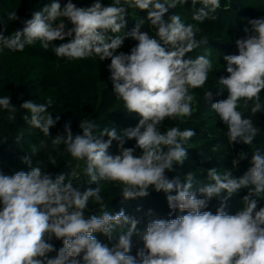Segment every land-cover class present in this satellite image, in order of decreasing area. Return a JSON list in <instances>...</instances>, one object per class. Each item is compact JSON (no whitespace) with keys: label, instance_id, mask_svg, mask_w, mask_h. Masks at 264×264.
<instances>
[{"label":"clouds","instance_id":"1","mask_svg":"<svg viewBox=\"0 0 264 264\" xmlns=\"http://www.w3.org/2000/svg\"><path fill=\"white\" fill-rule=\"evenodd\" d=\"M188 0H111L102 5L100 0L87 8L77 7L72 0L61 7L58 0L34 11L23 21L22 29L5 36L0 31V52L5 49L22 52L26 46L41 44L58 58L84 60L98 56L100 61L110 59L109 79L113 91L129 113L140 117L135 127L117 130L115 126L100 125L83 119L73 134L71 121L57 133L51 144L64 150L77 162L83 161V173L95 188L81 191L80 164L71 161L69 171L55 176L45 170L41 162L32 166L30 156L22 157L29 171L8 175L0 170V264H264V149L252 147L261 128L251 117L264 112L261 93L264 92V17L248 21L246 35L235 41L238 54L223 55L229 74L220 77L219 84L226 88L227 98L210 103L212 110L226 126L225 136L232 147L236 144L251 148V156L240 152L231 161L232 169L222 173L217 167L207 170L206 182L194 188L192 172L169 179L166 172L175 165H183L188 158L185 147L197 133L178 126L161 131L164 121L184 120L193 115V90L202 88L208 81L213 62L205 55L185 59L206 39H197L201 29L193 23L185 24L179 14L165 20L169 8L184 5ZM201 7L197 8L196 5ZM192 17L196 22L217 19L220 0H191ZM146 11L124 36L114 35L126 27L129 8ZM65 24L54 27L59 18ZM16 11L8 13V20H18ZM156 28L153 38L141 31L145 22ZM111 33L112 35H109ZM68 42L54 45L52 42ZM126 38L138 43L129 53L119 52ZM211 90L204 92V100L211 101ZM48 97L44 103L23 102L19 108L11 103L10 96L0 97V109L6 110L7 120L13 123L21 109L31 113L24 119L47 137L60 116L54 117L48 109L53 106ZM23 132L17 137L22 138ZM108 139L105 140L104 137ZM3 137V143L7 142ZM134 140V147H124ZM118 141V154L109 149ZM40 143H44L41 141ZM214 145L212 152H218ZM141 150L135 155L136 149ZM37 153L36 146L32 155ZM203 160L212 157L200 153ZM249 160L250 167L240 176L233 175L241 161ZM47 163L55 166L52 156ZM101 182L122 185L123 200L147 197L149 189L166 194L169 216L155 218L152 210L147 216L144 230L140 220L126 215L124 209L113 213L108 210L101 195ZM242 189L247 190L235 214L226 211L227 201ZM175 194H172V193ZM213 198L220 201L215 214L205 210ZM99 204L101 213H92L89 201ZM86 210L89 215H85ZM104 235L108 243L94 235ZM142 238L143 246L132 255V237ZM62 241L56 249L53 240ZM56 253L53 257L51 254Z\"/></svg>","mask_w":264,"mask_h":264},{"label":"trees","instance_id":"2","mask_svg":"<svg viewBox=\"0 0 264 264\" xmlns=\"http://www.w3.org/2000/svg\"><path fill=\"white\" fill-rule=\"evenodd\" d=\"M52 0H0V31L5 36L10 35L13 31L22 29L23 21L30 19L34 11L41 10L44 6L50 4ZM63 7L68 0H58ZM96 0H72L77 7H90ZM111 0H100L102 5H108ZM221 8L215 13L217 19L205 20L203 23L193 21L191 0L184 5H177L175 8H169L165 14L167 21L171 15L179 14L182 22L185 24H196L201 31L197 33V39H206L207 44H202L193 52L186 53L185 59H194L198 55H205L213 62V69L209 73L208 81L202 88L193 90L195 103L193 104V115L184 120H165L161 131L169 127L178 126L181 130L191 128L197 135L194 136L185 147L188 148V158L183 165H175L174 171L166 172L169 179L179 177L183 181L187 172L191 171L194 180V188L200 183L206 182L207 170L217 167L218 172L225 169H232V159L237 157L240 152H247L249 159L251 148L247 145L236 144L233 147L228 144L225 132L226 126L219 120L218 115L212 110L210 103H214L227 98V90L219 84L220 77H227L223 55L238 54L235 41L246 35L245 27H250L248 21L264 17V0H220ZM201 7L200 4L196 5ZM16 11L18 20L9 21L8 13ZM126 15V27L121 32L114 35L124 36L125 32L130 31L139 19H145L146 11L137 8H129ZM66 25V31L71 24L66 18H59L55 26L60 24ZM141 31H148L149 35L157 38L155 35L156 28L149 22H145ZM109 35H112L109 33ZM69 38L64 41H54V45L68 42ZM138 42L131 38H126L123 46L117 50L119 52L129 53L130 49ZM110 59L100 61L98 56H93L84 60H67L58 58L49 49L43 50L41 44L26 46L22 52H12L5 49L0 52V97L10 96L11 103L17 108L25 102L32 101L35 103H44L48 97L54 101L53 106L48 111L54 116H60L59 122L55 127L50 129L52 135L45 137L39 129L29 124L31 113L21 109L17 112V119L10 123L7 120V111L0 109V170L5 174L11 175L17 171H29V166L22 163V157L30 156L32 166H37L41 162L46 171L55 174L61 171H69L66 165L71 161L75 166L80 164L78 169L79 176L76 183L81 181V191L87 188H95L96 185L89 184L88 177L84 175V162H77L72 159L70 154L64 150V145L58 148L51 144L52 139L57 133L63 131L66 122L71 121L73 134L80 133L82 130L78 127L83 119L92 120L100 125L102 129L105 126H115L117 130L128 127H135L140 117L136 113H129L124 109L121 99H118L113 91L112 81L109 79L110 72L108 65ZM211 90V101L204 100V92ZM261 102L264 103V92L261 93ZM27 115L29 120L24 119ZM246 117H251L257 124L262 133L256 137L252 147L264 149V112L252 116L250 109L244 110ZM23 132L22 138L17 142L16 137ZM7 137V142L3 143L2 138ZM105 140L108 138L105 136ZM44 141V143H40ZM219 144L220 150L212 152L214 145ZM36 146L37 153L32 155V148ZM135 141H126L124 147H134ZM111 154H118V141H113L109 149ZM206 154L211 156L212 160H203L200 155ZM141 150L136 149L135 155H140ZM54 156L57 164L55 166L47 163ZM249 160L241 161L238 169L233 170V175L240 176L250 167ZM122 185L109 184L101 182V195L108 206V210L113 213L124 209L126 215L135 217L140 220L138 228L142 231L145 229L149 217L147 213L152 210L155 218L170 219L179 215L174 213L171 217L166 201V194L151 190L147 197L137 198L134 200H123L121 197ZM172 194H175L174 192ZM247 194L246 189L234 194L227 201L226 211L229 214H235L241 207V199ZM220 206V201L213 198L209 207L205 210L212 211L214 214ZM259 206H264V199L260 200ZM89 207L92 213L100 215L101 209L99 204L93 200L89 201ZM85 215H89L86 210ZM98 240L108 243L107 238L100 234H94ZM58 250L61 248L62 241L53 240ZM143 246L142 238L138 235L132 237V255ZM56 253L51 255L54 257Z\"/></svg>","mask_w":264,"mask_h":264}]
</instances>
